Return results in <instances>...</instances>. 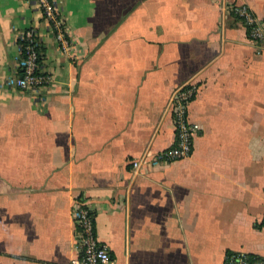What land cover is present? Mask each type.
<instances>
[{"label": "crops", "instance_id": "0c3cea01", "mask_svg": "<svg viewBox=\"0 0 264 264\" xmlns=\"http://www.w3.org/2000/svg\"><path fill=\"white\" fill-rule=\"evenodd\" d=\"M58 1L70 56L35 0H0V264H69L79 195L115 264L264 258V49L225 10L264 21V0ZM29 26L49 77L38 94L11 85ZM183 85L191 156L133 174L172 145Z\"/></svg>", "mask_w": 264, "mask_h": 264}, {"label": "built area", "instance_id": "2783aa9c", "mask_svg": "<svg viewBox=\"0 0 264 264\" xmlns=\"http://www.w3.org/2000/svg\"><path fill=\"white\" fill-rule=\"evenodd\" d=\"M35 6L48 31L55 40L60 52L70 56L74 52L66 25L59 11L58 0H35ZM226 12L246 29L248 43L261 54L264 49V21L259 20L246 5L228 4ZM19 55L16 59V73L11 85L23 92L38 94L48 83L49 77L42 72V40L37 30L29 26L20 32L17 40ZM73 55V54H72ZM196 94V88L183 85L170 97L168 108L172 116L174 141L170 147L154 155L149 160H133L131 171H141L167 167L173 162L187 159L192 154L193 138L198 132L196 125L190 123L188 111ZM70 217L74 226L75 252L69 264H115L108 246L99 242L94 226V208L82 195L77 196L71 206ZM223 264H264V258L245 253H229Z\"/></svg>", "mask_w": 264, "mask_h": 264}, {"label": "trees", "instance_id": "16d2710c", "mask_svg": "<svg viewBox=\"0 0 264 264\" xmlns=\"http://www.w3.org/2000/svg\"><path fill=\"white\" fill-rule=\"evenodd\" d=\"M40 52L42 53L41 57H40V63L42 62V58H43V50H42V47L40 49Z\"/></svg>", "mask_w": 264, "mask_h": 264}]
</instances>
